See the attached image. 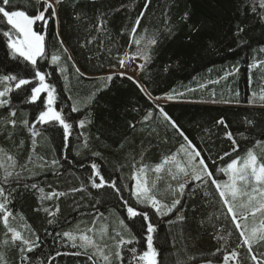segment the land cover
<instances>
[{"label": "trees", "instance_id": "trees-1", "mask_svg": "<svg viewBox=\"0 0 264 264\" xmlns=\"http://www.w3.org/2000/svg\"><path fill=\"white\" fill-rule=\"evenodd\" d=\"M259 2L62 0L55 21L43 28L37 22L35 29L45 34V53L36 67L55 87L54 108L72 128L65 141L59 122H38L47 101L43 92L39 100L30 102L31 87L39 84L38 79L25 86L27 91L14 88L5 97L9 104L0 107V163L19 173L3 185L10 193L8 209L14 217L9 222L36 246L21 253L19 242L11 241V233L6 234L0 219L3 264H93L88 259L93 250L85 253L79 246L73 247L64 232L75 234L77 245L82 233L107 244L111 264H143L135 257L146 250L144 221L140 216L128 218L121 196L137 211H148L156 227L153 246L160 264H222L223 256L232 251L239 253L236 264H256L210 181H193L182 196L165 193L181 203L163 217L136 204L131 190L142 164L153 167L185 144L157 106L201 152L218 179L227 177L217 167L249 149L264 158V8ZM10 6L29 14L40 7L37 0H10ZM142 13L137 37L154 36L157 43L150 47V60L137 58L144 67L129 79L130 75L118 74L123 73L119 58L136 51L135 44L129 46L130 33ZM55 54L63 58L60 66L69 68L67 78L59 64H52ZM16 73L34 76L32 66L23 58H13L6 39L0 36V75ZM109 75L113 76L110 81ZM74 106L77 111H72ZM149 112L152 115L145 120ZM221 119L225 124L218 123ZM11 120L16 121L14 127ZM81 120L85 121L83 127L79 126ZM229 132L236 141L235 152ZM226 152L231 155L219 160ZM7 156L14 158V168L9 167L13 162ZM92 163L106 180L116 181L119 194L108 186H91ZM3 174L0 168V178ZM169 183L174 185L167 176L162 177L158 189L163 191ZM33 184L37 187L32 188ZM81 187L83 191H73ZM52 192L65 195L48 199ZM45 209L55 214L49 216ZM261 218L257 214V226ZM253 224L249 216V229ZM93 227L95 232H86ZM100 228L107 229L103 239ZM116 233L125 240L135 239L118 249L120 236ZM117 250L123 261L115 257ZM253 254L264 264V242L253 244ZM93 260L104 264L98 257Z\"/></svg>", "mask_w": 264, "mask_h": 264}, {"label": "snow or ice", "instance_id": "snow-or-ice-1", "mask_svg": "<svg viewBox=\"0 0 264 264\" xmlns=\"http://www.w3.org/2000/svg\"><path fill=\"white\" fill-rule=\"evenodd\" d=\"M62 3V0H37V4L40 7L34 12L29 14L26 10H16L15 6H10V0H0V24L4 25L3 28H0V36H3L6 39L7 47L11 50L13 58L20 57L24 61L28 62L34 71V76L28 78L16 74H4L0 75V85L3 86V89L0 90V107L6 106L9 104V100L5 97L12 91L13 87L16 90L27 91L25 86H28L33 83V80L38 79L39 84L31 87L30 90V102H36L40 98V94L47 92V101H46V110L40 111L38 115V122L48 123L50 121H57L63 128V139L68 140L70 136V129L72 125L67 123L63 118L60 111L56 110L53 105L56 101L55 87L46 82V74L36 67L37 57H42L45 53V34L42 31L36 30L34 26L37 22H41V27L49 23V21H55L57 17V6ZM147 7V4L145 5ZM259 7L264 8V0H260ZM255 11V7L253 8ZM141 16L137 17L134 25L131 29V40L129 46L132 44L137 46L136 51L129 54L125 53L123 58H119V66L126 68L129 65H126L125 60L134 61L137 58L143 59L145 62L150 60L149 50L152 45L157 43V40L154 36L137 37V29L140 26ZM238 31L242 32L243 28H238ZM58 35V33H57ZM143 42V47H141ZM61 46L63 47V41H60ZM65 51H67L65 49ZM53 63L57 62L60 57L58 55H53L51 57ZM69 59L71 57L69 56ZM139 68H143L144 64L137 65ZM63 71V69H62ZM77 71H79L77 69ZM123 76L126 73H118ZM112 75L107 77V80H111ZM132 79V77H129ZM138 83V82H137ZM11 85V86H10ZM143 91V86L139 85ZM171 99V97H169ZM159 108V114L163 117L165 121H168L173 128L184 138L185 144H181L178 152L172 153L169 156L164 157L161 163L151 167L149 165H141L138 169L139 175L135 178V187L131 190V195L134 197L136 204L144 205L145 207L151 208L154 211V214L163 217L169 215L176 209V206L181 203L179 198L172 200L171 204L163 202L161 199H158V196L164 195L165 193H170L173 196H176V193L182 196L184 194L185 188L188 184L193 181H200L202 183L211 182L215 186V189L223 203L227 208V213L230 214L231 219L235 225V228L239 231L240 236L243 238V245L247 247L249 254L251 255V260L256 262V264H261L258 260L257 255L253 254V244L257 242H264V158L258 156L252 149H249L243 156H237L230 159L225 166L217 167L216 171L222 173L227 177L226 180L218 179L212 170L209 169L208 163L205 158L201 155V152L196 149V147L188 140L187 136L179 129V126L172 121L163 108ZM72 111H77V108L74 106ZM12 116H15V111L11 112ZM151 112L144 117L145 120H148L151 116ZM11 125L14 127L16 124L15 120L10 121ZM24 124H28V121H24ZM220 124H225V121L221 119L218 121ZM85 124L84 120L79 121V126L83 127ZM226 126V125H225ZM36 135V133H33ZM229 139L232 140L234 145L232 151H237L236 141L232 137V134L227 133ZM35 142V141H34ZM259 143V141L257 142ZM3 150L0 149V152ZM99 155V153H95ZM178 155H182V159H178ZM231 153H224L219 157V160L223 161L224 157L230 156ZM7 160L12 161L13 163L9 166L11 168L15 167V161L12 156H7ZM31 160V157H29ZM213 164L216 161H211ZM53 164L57 161H53ZM135 168L136 165L133 164ZM0 168H3L4 174L0 178V219H2L3 225L6 229V234L11 233V241L13 243L19 242V247L21 253L25 251L31 252L36 244L25 238L22 233L17 230V228L11 226L9 220L13 217V213L9 211L8 204L10 193L5 192L3 185L8 184L10 180L19 176V173L9 171L2 163H0ZM173 168L176 169L173 172ZM92 175L89 177L91 181V186L94 188H100L108 186L113 188L117 194L121 192V189L116 186V181L106 180L105 177L101 174L98 166L95 163L91 164ZM167 170L169 176L172 180H177L180 174L184 176H190L191 180L185 181L184 183H178L174 188L170 183L167 184L166 188L163 191L158 189V182L162 179L160 175L162 172ZM151 171L156 173L155 179L149 180L147 178V173ZM97 179L99 182H97ZM32 188H36L37 185H31ZM83 187L79 189H73V191H83ZM43 192V189H40ZM65 195V193L52 192L48 195V199L53 197H59ZM209 195V193H205ZM124 207L127 212L128 218H135L137 216L142 217L144 224L142 228L144 229L146 235V250H144L138 257V261H142L143 264H160L157 257L159 253L153 246V233L156 231V227L152 222L148 211H137V209L129 204L128 200L124 199L121 196ZM58 207L56 211H58ZM48 212L49 216H53L55 213L45 209ZM257 214L262 218L259 221L258 226L255 224ZM102 215V214H101ZM253 218V227L249 229L247 225L248 217ZM183 219V217H179ZM243 223H242V222ZM53 221L49 220L51 224ZM95 224V221L93 222ZM120 224L123 225L124 221L121 220ZM96 229L88 228L86 232H95ZM107 234L106 228H100L99 235L103 239L104 235ZM33 235L35 233L33 232ZM117 236H120V240L117 242V248L124 244L133 243L132 239L125 240L120 233H116ZM231 235V233H229ZM63 236L68 238V240L73 241V247L79 246L84 249V252L87 253L89 249H92L91 255L88 256L89 260L93 261V264H97L96 260H93V257H98L104 264H111L110 257L112 253L107 252V244H99L92 237L88 236L85 233H82L79 236V245H77L76 240L77 236L72 232H64ZM111 238V237H110ZM218 239H223V237H217ZM39 240V237L36 236V241ZM7 243V241H5ZM133 253H136V249L132 248L130 250ZM219 251V250H218ZM80 255L81 253H76ZM239 253L232 251L228 255L223 256L224 264H228L229 259L238 257ZM115 257L123 261L121 251L117 250L115 252ZM26 259V257H22ZM3 254H0V264H3Z\"/></svg>", "mask_w": 264, "mask_h": 264}, {"label": "rangeland", "instance_id": "rangeland-1", "mask_svg": "<svg viewBox=\"0 0 264 264\" xmlns=\"http://www.w3.org/2000/svg\"><path fill=\"white\" fill-rule=\"evenodd\" d=\"M34 28H35V26H34ZM55 55H56V54H55ZM58 56L60 57V59H59L57 62H55V63L59 64L60 71L66 76V75L68 74V72H69V68H68L67 66H60L61 63L63 62V58H62L61 55H58ZM39 58H40V57H37V60H38ZM51 60H52V59H51ZM125 63H126V65H129V66L126 67V68H123L122 72H123V73H126V74H129V75H131L132 77H136V75H137V73H138V71H139V69H140L139 67H137V65L141 64L140 60L136 59V60H134V61H129V60L126 59V60H125ZM52 64H54L53 61H52ZM62 69H63V71H62ZM66 78H67V76H66ZM10 86H11V85H10ZM13 89H14V87H13ZM13 89H12V90H13ZM46 93H47V92H46ZM8 95H9V94H8ZM8 95H7V96H8ZM41 96H42V93L40 94V97H41ZM39 99H40V98H39ZM39 99H38V100H39ZM53 107H54V105H53ZM177 152H178V151H177ZM177 158H178V159H182V155H178ZM154 167H155V166H153V168H154ZM175 171H176V169L173 168V172H175ZM138 175H139L138 172H136L135 175H134L133 189H134V187H135V178H136ZM156 175H157L156 173L149 171V172L147 173V178H148L149 180H151V177L154 178V176H156ZM160 175H161L162 177L167 176V179H168L170 182H172V183L174 182V185H172L174 188L178 185V183H184L185 181H188V180L191 179L190 176H187V177H186V176H184L183 174H180L177 180H172V179H171V176L168 175L166 169H165V171L162 172ZM160 188H162V186H160ZM166 196H167L166 194L161 195V196H158V199H161L163 202H165V203H167V204L170 205L171 202H172V199H168ZM222 264H224V262H223ZM228 264H236V263H235V259H234V258L229 259Z\"/></svg>", "mask_w": 264, "mask_h": 264}, {"label": "built area", "instance_id": "built-area-1", "mask_svg": "<svg viewBox=\"0 0 264 264\" xmlns=\"http://www.w3.org/2000/svg\"><path fill=\"white\" fill-rule=\"evenodd\" d=\"M127 75H129V74H127ZM131 76V75H130ZM132 77V76H131Z\"/></svg>", "mask_w": 264, "mask_h": 264}]
</instances>
